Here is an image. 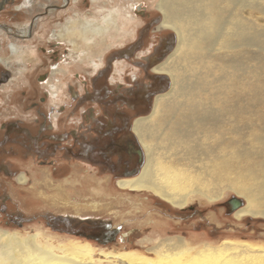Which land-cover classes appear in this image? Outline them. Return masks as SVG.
<instances>
[{"label": "bare ground", "instance_id": "bare-ground-1", "mask_svg": "<svg viewBox=\"0 0 264 264\" xmlns=\"http://www.w3.org/2000/svg\"><path fill=\"white\" fill-rule=\"evenodd\" d=\"M91 1L98 9L110 0ZM27 3L32 5L33 0ZM111 5L107 13L96 9L91 19L75 7L73 11L83 15L80 20L53 36L79 55L90 54L95 46L100 50L116 39L114 32L124 36L126 29L134 31L131 9L122 3ZM156 8L162 14L157 29L172 30L177 36L175 49L154 68L171 78V86L155 97L151 113L134 123L146 155L140 174L117 185L133 193L152 194L175 209H184L195 198L205 204L217 202L230 188L247 201L236 209L237 220L264 218V90L253 87L264 83V0H158ZM53 69L54 75L58 68ZM205 69L220 73L210 75ZM230 70L241 73L235 81L241 78L247 86L242 96L229 92L235 86L227 82ZM256 132L261 136L253 139ZM254 141L260 150H254ZM19 180L26 183L28 178L21 175ZM236 240L193 246L194 241L173 236L159 239L146 251L125 249L102 256L116 257L120 264L264 261V246L258 249ZM70 243L56 252L42 245L36 234L24 238L0 231V264H98L89 242Z\"/></svg>", "mask_w": 264, "mask_h": 264}, {"label": "rangeland", "instance_id": "rangeland-1", "mask_svg": "<svg viewBox=\"0 0 264 264\" xmlns=\"http://www.w3.org/2000/svg\"><path fill=\"white\" fill-rule=\"evenodd\" d=\"M5 1L3 5L5 9L0 13V58L11 63L9 68L13 71L14 79L0 93V119L7 118L12 111L14 114H19L18 111H21L22 106L18 97L19 93L25 90L35 95L29 96L30 104L38 101L39 98L42 99L41 106L49 112L51 125H59L63 130L68 127H84L81 122L84 120V114L89 113L88 111L92 110L93 115L90 117L95 118L114 109L87 102L92 100L89 94L90 81L105 69L110 58L114 60L104 73L106 79L104 81L99 79L97 85L104 86L110 93L122 85L121 92L128 98V107L122 110L129 113L133 125L138 118L146 117L151 113L154 98L157 95L169 90L170 78L166 76L167 84L163 91L156 94L147 107L136 108L139 102L137 94L141 93L139 86L147 82L140 70V61L153 49L165 48L169 44L164 56L157 61L162 62L177 44L174 31L156 29L162 20V15L156 8L158 0H119L117 2L110 0L109 5L102 4L98 9L96 8L100 10L99 13H107L113 7L111 4L122 3L128 11L131 9L135 29L134 27V31L126 29L127 33L125 32L124 36L116 35L117 33L112 31L113 35L118 37L114 36L115 40H110V43L107 42L108 44L101 46V52L95 46L90 54L79 55L73 54L70 44L66 41L61 38L57 40L53 32L60 31L63 26L80 20L83 15L79 17L73 11L77 6L82 13H85V16L91 19L97 13L91 0H33L32 5L28 4L27 0ZM136 20L139 22L137 23ZM18 31H23L22 35L29 36L19 39L12 35V33L19 34ZM136 41H139L137 48L134 46ZM12 44L20 48L14 54H10L9 50ZM55 67L58 70L53 75ZM224 68L227 70L225 66ZM187 70L190 75H193L192 71L188 68ZM204 71L214 76L220 73L218 70L212 72L205 69ZM230 72L232 76L227 82L234 83L235 86L229 92L234 91V94L242 96L247 91V86L241 82V78L235 81V76L241 73H233L232 70ZM41 74H47L48 81H41L38 84L37 78ZM225 84L226 82L223 83ZM102 87L101 90L104 89ZM253 87L262 91L264 83H256ZM75 94L78 98V109L72 112ZM129 108H136L137 111L132 112ZM30 114L33 116L34 111ZM57 118L60 120L57 121ZM256 136H261V132L254 133L253 139ZM253 144L255 151L260 150L255 141ZM49 165L45 163L42 166L34 159H30L29 162L20 166V174L15 181L0 179L2 188L0 199L5 198L9 201L6 205L8 214L14 215L12 218L17 219L16 223L8 224L5 215H0V231L18 234L24 238L36 234L42 245L48 244L55 248L56 252H60L59 249L70 246V242L88 241L55 232L46 223L45 217L51 220L56 214H62L82 219L98 218L105 221L104 226L108 227L106 230H114L115 233L121 234L120 237L124 234L128 236L123 241L117 239L109 244L105 240L89 242L94 248V257L98 264H120L116 257L105 259L102 256L103 252H118L125 249L146 251L159 239L183 237L181 211L167 207L164 201V203L161 202L162 200L158 201L152 194L133 193L120 189L117 185L119 180L94 164L73 161L71 165L64 168L60 176H55L54 167ZM24 173L28 178L26 183L19 180L21 175L25 176ZM233 197L240 199L243 206L246 205V198L230 188L225 189L222 198L217 202L205 204L202 200L195 198L189 203L185 207L187 242H195L191 244L193 246L203 243L217 245L225 239H237V242L249 243L258 249L263 247L264 218L247 217L237 220L234 216L236 210H231L227 205ZM160 209L166 212L162 213ZM157 227L161 228L156 229ZM137 243L141 246L139 247ZM259 264H264V261Z\"/></svg>", "mask_w": 264, "mask_h": 264}, {"label": "flooded vegetation", "instance_id": "flooded-vegetation-1", "mask_svg": "<svg viewBox=\"0 0 264 264\" xmlns=\"http://www.w3.org/2000/svg\"><path fill=\"white\" fill-rule=\"evenodd\" d=\"M5 2V0H1L0 13L5 9L3 8ZM22 32L20 31L19 34L12 33V35L19 39L29 36L28 34L22 35ZM138 42H135L134 46L136 48L139 45ZM169 46L167 44L165 48L153 49L140 61L139 67L147 82L139 86L141 93L137 94L139 97L137 109L147 107L149 101L156 94L163 91L166 86V75L157 74L154 68L163 62L158 63L157 61L164 56ZM9 50L10 54H14L20 48L12 44L9 46ZM113 60L110 58L109 63L107 62L105 65V69L90 81L91 90L89 94L92 100H87V102L113 107L114 109L95 118L90 117L93 115L92 110L88 111L90 115L84 114V120L81 122L84 127H68L63 130L59 125H51L49 112L41 106L40 100L42 99L39 98L38 101H33L30 104L29 96H35L34 93L31 95L30 91L26 92L25 90L19 93L18 100L21 101L22 106L21 111L17 110L19 114H14V111H12L7 118L0 119V179L15 181L20 174V166L29 162L30 159H34L42 166L49 163L50 167H54L55 176H60L64 168L71 165L73 161L94 164L111 174L116 180L130 179L140 174L144 164V149L134 132V125L131 123L129 113L122 110L124 107H128V98L121 92L123 87L121 85L120 89H115L114 92L110 93L104 86V89L101 90L102 85H97L99 79L103 81L106 79L104 73ZM0 61L2 62H0L1 93L14 78L13 71L9 68L11 63L2 58H0ZM47 79V74H41L37 78L38 84ZM74 97L72 112H76L78 109L76 94ZM136 108H129V110L136 112ZM31 111H34L33 116L30 114ZM59 120L60 118H57V121ZM156 199L161 201L158 198ZM7 204H9L8 200L5 198L0 199V215H5L6 223H16L17 219L12 218L14 215L8 214ZM164 204L166 205V203ZM227 205L231 210H234L229 203ZM166 206L175 209L170 205L168 206V204ZM176 210L181 211L183 214V217H181L183 224L181 235L185 239V208ZM160 211L162 213L166 212L163 209H160ZM44 219L55 232L79 237L90 243L105 240L109 244L117 239L123 241L128 238L125 234L120 237L121 234L115 233L114 230H106L108 227L104 226L105 221L98 218L82 219L72 215L56 214L51 220L46 217ZM166 219L169 220L170 218L167 217ZM137 244L139 247L141 246V244Z\"/></svg>", "mask_w": 264, "mask_h": 264}, {"label": "water", "instance_id": "water-1", "mask_svg": "<svg viewBox=\"0 0 264 264\" xmlns=\"http://www.w3.org/2000/svg\"><path fill=\"white\" fill-rule=\"evenodd\" d=\"M170 78V77H169ZM170 86H171V78H170ZM143 147V146H142ZM144 149V148H143ZM144 152H145V150H144ZM145 160H146V155H145V158H144V164H145ZM144 164H143V166H144ZM143 168V167H142ZM142 170V169H141ZM141 172V171H140ZM231 206H232V208L234 209V210H236V209H238V208H240V207H242L243 206V202L240 200V199H238V198H236V197H233L232 199H230L229 200V202H228Z\"/></svg>", "mask_w": 264, "mask_h": 264}]
</instances>
